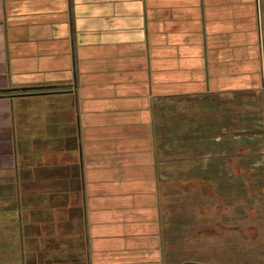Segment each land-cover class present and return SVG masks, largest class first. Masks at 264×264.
<instances>
[{
	"label": "crops",
	"instance_id": "1",
	"mask_svg": "<svg viewBox=\"0 0 264 264\" xmlns=\"http://www.w3.org/2000/svg\"><path fill=\"white\" fill-rule=\"evenodd\" d=\"M249 104L264 0H0V264H178Z\"/></svg>",
	"mask_w": 264,
	"mask_h": 264
},
{
	"label": "rangeland",
	"instance_id": "2",
	"mask_svg": "<svg viewBox=\"0 0 264 264\" xmlns=\"http://www.w3.org/2000/svg\"><path fill=\"white\" fill-rule=\"evenodd\" d=\"M251 106L254 105H245L239 115L245 112L251 115L244 118L242 123L246 125L242 129H254L252 144L261 153L241 154L251 161V169L237 168L242 164L231 161L234 157L236 163V153L222 154L225 158L220 170L223 172L219 182L222 191L218 196L210 194V198L218 200L212 201L218 204V215L203 220L208 224L206 230L192 232L194 239L188 240V248L178 247V264H264V152L261 150L264 148V123L261 117L257 121L256 116H263L264 111L262 109L263 114L248 111ZM231 117L226 121L227 130L236 132L239 125L236 122L235 126L230 125ZM261 134L263 136L259 137ZM231 139H227L229 146ZM209 157H220V154L210 153Z\"/></svg>",
	"mask_w": 264,
	"mask_h": 264
},
{
	"label": "trees",
	"instance_id": "3",
	"mask_svg": "<svg viewBox=\"0 0 264 264\" xmlns=\"http://www.w3.org/2000/svg\"><path fill=\"white\" fill-rule=\"evenodd\" d=\"M29 89H32V88H29ZM24 90H27V89L24 88Z\"/></svg>",
	"mask_w": 264,
	"mask_h": 264
},
{
	"label": "water",
	"instance_id": "4",
	"mask_svg": "<svg viewBox=\"0 0 264 264\" xmlns=\"http://www.w3.org/2000/svg\"><path fill=\"white\" fill-rule=\"evenodd\" d=\"M186 264H191V263H186Z\"/></svg>",
	"mask_w": 264,
	"mask_h": 264
}]
</instances>
